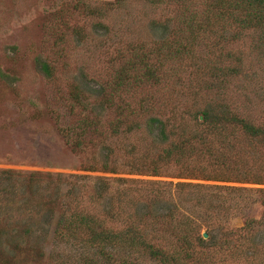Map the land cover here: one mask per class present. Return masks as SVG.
<instances>
[{"label": "rangeland", "instance_id": "1", "mask_svg": "<svg viewBox=\"0 0 264 264\" xmlns=\"http://www.w3.org/2000/svg\"><path fill=\"white\" fill-rule=\"evenodd\" d=\"M210 3L0 0V264H128L97 257L86 222L128 229L121 255L141 237L133 264H160L143 242L182 264H264V23ZM207 106L260 134L195 120ZM242 234L256 257L246 237L232 248Z\"/></svg>", "mask_w": 264, "mask_h": 264}, {"label": "trees", "instance_id": "2", "mask_svg": "<svg viewBox=\"0 0 264 264\" xmlns=\"http://www.w3.org/2000/svg\"><path fill=\"white\" fill-rule=\"evenodd\" d=\"M210 10H214L216 12H220V14H223L224 11L226 13L230 14V11L233 13L235 12H243L245 15H216L218 18H225L227 20H233L238 23V25L249 28V27H254L261 25L264 23V15H261V13L264 11V0H213V3H210L209 5ZM258 14V15H256ZM215 15H212L214 17ZM209 17V15H205L202 20H198L194 17L192 19L188 20L187 23V29L189 31V36L192 40L195 39V37L201 33H205L206 27L209 26L206 19ZM204 23V24H203ZM191 40V41H192ZM191 41L188 44H179V47L176 49L177 52L180 55H188V53H191L193 51V43ZM146 62L144 63V66L146 67ZM143 65V63H142ZM42 68L49 72V66L44 63L42 65ZM147 73L149 75L153 76V72L151 70H148ZM131 76L130 73L127 70H122L118 76V82L119 84L122 81L128 80ZM118 84V85H119ZM228 113V109L226 108H220L217 109L216 107L207 106L205 107L200 113L195 117L196 119H199L202 121L203 124L205 125H213L217 127V124L222 122L226 123H235V124H240L242 128L247 132L248 135L250 136H258L260 134V129L261 127L254 125L252 122L247 121L246 119L239 118L238 116H230L228 119V116L225 114ZM260 203L264 206V196L260 199ZM251 222H248L245 226L246 231L251 229ZM85 226L87 227V234L88 236V241L87 245L91 248L96 249V256L99 258H110V257H119L123 260L124 263L128 264H133L131 257L127 258L125 255H131L132 254V247H136V242L141 238L138 237L137 234L131 235L132 237L129 238L126 241L128 249L126 250L127 252L125 255H121L123 251H118L117 249L123 244H126L123 242V237L122 236H127L129 235V230L125 231H120V232H109L107 231L106 233H103V231L96 229L93 225L90 223L86 222ZM62 229H58L57 232L61 238H64L66 236L65 232V227L62 226ZM192 231H194L192 229ZM207 237L204 238L202 235H199L198 241L201 245H212V246H218L220 244H217V242H212V237L209 233H207ZM193 235V234H192ZM243 235V234H242ZM240 235V236H242ZM239 236V237H240ZM246 237V243H251L250 250L252 253V256L256 257L257 256V249H255L253 245V239H251L249 236L243 235V240L239 238V245L232 247H242L244 243V239ZM137 240V241H136ZM210 241V242H209ZM227 243L230 244V241H226ZM141 249L146 251L149 257L160 264H182L179 262V260L174 257L173 255L169 254L168 251L166 252L161 246L159 245H153V243H145L143 242L140 245ZM229 246V245H228ZM259 251V250H258ZM188 254V253H186ZM176 255L181 259V252H177ZM136 259V258H135ZM186 264V263H183ZM189 264V263H188Z\"/></svg>", "mask_w": 264, "mask_h": 264}, {"label": "water", "instance_id": "3", "mask_svg": "<svg viewBox=\"0 0 264 264\" xmlns=\"http://www.w3.org/2000/svg\"><path fill=\"white\" fill-rule=\"evenodd\" d=\"M203 237H205V238H206V237H207V234H206V233H203Z\"/></svg>", "mask_w": 264, "mask_h": 264}]
</instances>
